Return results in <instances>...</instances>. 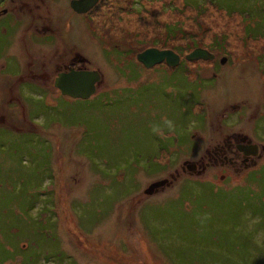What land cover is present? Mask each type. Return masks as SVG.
Masks as SVG:
<instances>
[{"label":"rangeland","instance_id":"374dc122","mask_svg":"<svg viewBox=\"0 0 264 264\" xmlns=\"http://www.w3.org/2000/svg\"><path fill=\"white\" fill-rule=\"evenodd\" d=\"M62 3L60 48L102 81L81 100L12 80L0 264H264V151L245 171L181 172L232 132L264 148V0H98L76 17ZM194 46L215 60L136 59Z\"/></svg>","mask_w":264,"mask_h":264},{"label":"flooded vegetation","instance_id":"af4514ba","mask_svg":"<svg viewBox=\"0 0 264 264\" xmlns=\"http://www.w3.org/2000/svg\"><path fill=\"white\" fill-rule=\"evenodd\" d=\"M62 2L63 0H0V125L12 129V80L23 86L31 84L47 91L44 83L52 82L54 86L55 78L62 72L90 70L85 59L80 61L82 58L78 57L74 48L67 52L60 48L64 41L61 35H64L66 27L63 10L65 4ZM70 2L68 0L73 17L89 14L96 5L79 13L71 7ZM50 48L52 50L48 51ZM40 49L46 53L40 54ZM162 63L167 65L165 61ZM181 63L182 60L179 65ZM8 112L11 115L7 118ZM230 136L232 140L225 138L220 144L203 150V155L195 162L197 167L194 174L205 171L212 164L229 167L233 171H245L257 166L264 148L242 133L232 132ZM252 145L256 146L255 154H252ZM181 172L191 173L182 168ZM178 175H171L169 182L174 183Z\"/></svg>","mask_w":264,"mask_h":264},{"label":"water","instance_id":"95a60500","mask_svg":"<svg viewBox=\"0 0 264 264\" xmlns=\"http://www.w3.org/2000/svg\"><path fill=\"white\" fill-rule=\"evenodd\" d=\"M98 0H71V7L79 12L84 13L92 8ZM184 58L187 61L195 60H213L215 55L205 48L196 47ZM136 59L144 65L145 68H151L159 63H165L174 67L180 63V56L170 49H158L155 47L147 48L136 54ZM226 57L220 59L223 63ZM84 61V58L80 60ZM101 81V74L98 70H71L69 73L62 72L54 80V87H56L62 95H67L72 98L88 99L96 92V84ZM255 154L256 146L252 145ZM196 163L192 161H184L182 169L193 173L196 170ZM169 183L167 178L154 181L148 185L144 190L145 195H152L159 188H163Z\"/></svg>","mask_w":264,"mask_h":264},{"label":"trees","instance_id":"16d2710c","mask_svg":"<svg viewBox=\"0 0 264 264\" xmlns=\"http://www.w3.org/2000/svg\"><path fill=\"white\" fill-rule=\"evenodd\" d=\"M192 43H193V42H192ZM196 47H198V46H194L193 49L196 48ZM207 50L210 51L209 49H207ZM210 52H212V51H210ZM212 53H213V52H212ZM178 55L180 56L181 60L183 61L184 57L182 58L181 55H180L179 53H178ZM184 60H185V59H184Z\"/></svg>","mask_w":264,"mask_h":264}]
</instances>
